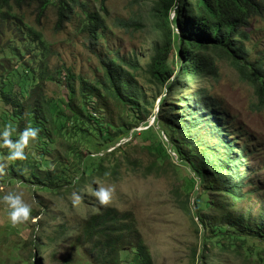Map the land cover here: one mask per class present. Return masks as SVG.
Listing matches in <instances>:
<instances>
[{"label":"trees","instance_id":"trees-1","mask_svg":"<svg viewBox=\"0 0 264 264\" xmlns=\"http://www.w3.org/2000/svg\"><path fill=\"white\" fill-rule=\"evenodd\" d=\"M107 1H100L104 13ZM149 1L163 40L146 66L135 57L126 61L114 54L99 58L101 77L94 80L66 69L68 97L59 99L45 93L53 74L49 58L54 51L41 20L55 9L54 30L60 32L79 19L78 31L87 35L88 49L94 52L109 30L106 15L89 9L83 0H0V132L12 124L15 140L28 124L40 130L32 142L39 151L27 154L22 162L8 160V177L1 182L18 180L48 192L81 189L97 174L104 175L106 164L116 165L129 147L152 150L158 161L174 155L175 167L192 174L188 173L186 186L193 191L190 212L197 219L202 242L199 264H215L214 259L225 253L264 264V203L255 216L237 210L239 201L251 199L258 191L244 192L254 186L255 171L247 163L246 146L239 147L233 134L221 126L218 103L205 85L219 77V66L225 63L253 88V111H264V53L252 58L245 45L253 20L264 16V0ZM32 5L34 23L25 12ZM140 18L141 14L133 13L129 21L116 19L113 26L126 33L142 29ZM192 83L197 85L194 91ZM151 91L156 92L153 98ZM159 95L158 111L153 113ZM167 98L187 103L177 110L173 103L166 104ZM100 100L118 108V126L99 115ZM140 126L145 129L138 131ZM202 130L208 145L202 143ZM61 139L67 162L46 156L39 147L41 143L60 146ZM123 140L128 141L122 150L109 152ZM2 158L7 160V149L0 148ZM80 228L70 246L84 264H132L121 259L122 252L134 253L133 264H154L131 210L89 213ZM216 249L217 255L212 253ZM72 259L67 258L66 264H76L78 260Z\"/></svg>","mask_w":264,"mask_h":264},{"label":"rangeland","instance_id":"rangeland-1","mask_svg":"<svg viewBox=\"0 0 264 264\" xmlns=\"http://www.w3.org/2000/svg\"><path fill=\"white\" fill-rule=\"evenodd\" d=\"M83 1L89 5V9L101 11V0ZM105 6L107 12L101 13L106 15L109 30L94 52L88 49L87 35L78 31L79 19H74L60 32L54 30L57 21L55 9L51 8L47 18L41 20L46 40L54 51L49 58L53 74L46 85V95L67 99L66 69H70L76 77L89 80L100 78L99 58L103 55L117 54L126 61L135 57L142 66L150 61L156 44L163 40L162 31L155 25L152 2L108 0ZM34 9L35 6L32 5L25 10L32 23L36 18ZM133 13L141 14L139 23L143 24L142 29L132 28L126 33L113 26L116 19L129 21ZM248 31L250 40L245 45L250 57H263L264 16L254 19ZM74 83L78 88L79 80ZM205 85L218 103L217 111L222 115L223 121L221 126H225L233 134L231 138L239 147L246 146L247 163L255 171L251 176L254 186L248 187L244 192L252 189L258 191L251 199L239 201L237 210H249L254 216L258 215L259 204L264 203V111H253V88L242 82L238 73L225 63L219 66V77ZM196 86L195 83L191 84L193 91ZM155 94L156 92L151 91L149 97L153 98ZM161 95L156 98L153 113L158 111ZM169 103H173L179 110L187 102L179 103L167 98L166 104ZM98 106L102 108L100 116L112 122V125H119V110L113 103L100 100ZM149 121L152 125L154 118H149ZM144 129L141 126L137 128L138 131ZM200 135L205 140L202 143L206 142L205 145H208L205 131L202 130ZM16 136L15 131L12 138ZM127 141L123 140L109 152L121 149ZM64 144L62 140L60 146L41 143L39 147L45 151L46 156L67 162ZM38 151L39 149L33 148V143L26 149L27 154ZM85 154L87 151L83 152ZM172 157L171 160L158 161L154 151L132 146L127 148L126 154L118 156L116 165L106 164L108 171L105 173L109 175L97 174L90 184L81 189L68 188L57 192L37 190L32 184H21L17 179V182L10 183L6 180V183H2L1 179L8 177L9 167V161L2 158L0 167L4 171L0 173V264H66V259L72 261L73 257L78 260L76 264H84L80 253L76 254L71 248L70 241L81 232L80 227L89 213H97L106 208L134 212L137 227L150 248L154 264H199L202 242L196 226L197 219L190 212L193 191L186 186L192 174L187 168L175 167L177 159L174 155ZM97 181L105 187L115 185V194L108 207H102L93 195L99 186ZM9 192L21 194L25 203L31 206L32 214L28 222L12 225L10 209L2 202L3 196ZM74 193L81 199L75 200ZM213 251L212 253L218 254L217 249ZM134 258L133 252L121 253V259L129 263L133 264ZM214 260L215 264L255 263L247 262L243 257L232 253L221 254Z\"/></svg>","mask_w":264,"mask_h":264},{"label":"clouds","instance_id":"clouds-1","mask_svg":"<svg viewBox=\"0 0 264 264\" xmlns=\"http://www.w3.org/2000/svg\"><path fill=\"white\" fill-rule=\"evenodd\" d=\"M15 131L16 129L12 124H7L3 128L2 132H0V148L7 149V160L22 162L27 159L26 149L38 139L40 130L28 124L19 132L18 139L13 140L12 136ZM3 171L4 169L0 167V173ZM105 175L107 176L109 173H105ZM97 184L99 186L93 195L102 207H108L112 203L115 194V185L105 187L99 181H97ZM73 195L75 200L81 199L75 193ZM2 202L10 209L9 218L12 225L23 224L31 219V206L25 203L21 194L9 192L3 196Z\"/></svg>","mask_w":264,"mask_h":264}]
</instances>
